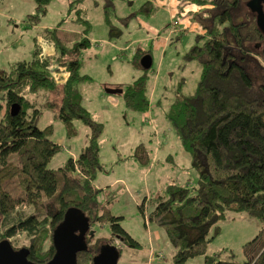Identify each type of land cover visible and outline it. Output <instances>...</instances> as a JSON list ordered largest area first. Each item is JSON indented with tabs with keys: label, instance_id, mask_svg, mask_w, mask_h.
<instances>
[{
	"label": "trees",
	"instance_id": "1",
	"mask_svg": "<svg viewBox=\"0 0 264 264\" xmlns=\"http://www.w3.org/2000/svg\"><path fill=\"white\" fill-rule=\"evenodd\" d=\"M188 1L202 6L194 20L204 33L186 58L198 61L203 71L196 92L178 98L167 118L192 155L199 181L194 190L169 184L155 198L148 218L166 232L176 249L172 264H187L197 256L204 257L203 264H264V35L248 8L251 0ZM36 2L40 12L51 0ZM78 2L73 1L69 11H75L85 27L81 37L69 42L59 37L57 29L42 36L54 44L56 61L69 73L65 82L56 80L50 59L37 44L31 60L16 62L8 71L0 69V242L9 239L15 249L27 247L29 260L36 264L55 256L54 233L71 207L81 209L91 226L77 264H94L104 245L120 246V257L123 247L141 248L122 226L123 217L110 210L112 188L95 185L97 172L103 169L104 125L82 103L81 87L92 80L81 73L80 54L92 46L88 38L92 24L77 9ZM111 10L108 5L106 19L113 31L118 27ZM33 18L38 20V15ZM149 53L140 49L135 67L142 68L140 60ZM149 78L145 70L123 88L127 108L149 109ZM29 95L42 98L29 101ZM16 104L21 110L13 116ZM44 110L56 112L69 137L77 135L76 119L90 129L89 145L57 170L48 165L61 145L51 139L52 125L38 127ZM147 155L140 145L135 157L148 164ZM101 194L107 195L106 201L100 200ZM229 213H245L261 223L256 237L244 245L243 261L236 260L232 250L207 254ZM96 225H110L111 235L98 237ZM20 235L28 237L27 245H18Z\"/></svg>",
	"mask_w": 264,
	"mask_h": 264
},
{
	"label": "rangeland",
	"instance_id": "2",
	"mask_svg": "<svg viewBox=\"0 0 264 264\" xmlns=\"http://www.w3.org/2000/svg\"><path fill=\"white\" fill-rule=\"evenodd\" d=\"M72 1L51 0L39 12L36 0H0V69L8 71L16 62L31 60L37 41H42L46 31L57 29L59 37L68 38L69 42L81 37L85 27L77 20L76 12L69 11ZM98 1L99 5L95 6L94 0H85L81 9L92 23L88 34L92 46L80 54L81 73L92 80L81 87L82 103L104 125L100 151L103 169L97 172L95 185L112 187V214L123 217L122 226L141 244L139 250L123 247L118 264H172L176 249L166 232L150 222L148 216L156 206L155 198L169 184L177 183L191 190L198 186L199 173L192 167L193 157L167 118L176 100L193 95L200 82L202 65L186 58L197 43L198 33L189 30L182 34L184 25H177L184 16L179 11L173 15L168 4L159 6L148 0ZM108 5L113 6L111 20L118 27L113 31L106 19ZM153 8V12H148ZM37 15L38 20L33 18ZM165 38L167 42L162 44ZM199 42L203 44L202 40ZM43 48L51 55L47 56L52 74L59 82H65L69 73L56 61L57 53L46 46ZM140 49L151 51L153 59L148 84L150 106L146 112L127 108L122 94L106 93L108 88H126L144 74L143 68L134 65ZM36 98L42 97H28L29 101ZM56 115L53 110H44L38 121L41 129L52 125L51 139L61 145L48 165L54 170L65 166L73 156L79 157L89 145L90 135L84 122L76 119L77 135L69 137L67 128ZM140 145L147 149L148 164L135 157ZM106 199L107 195H100L101 201ZM220 226V234L209 243L207 254L232 250L236 260L243 261L244 245L256 237L261 223L245 213H229ZM95 230L98 237L111 235L110 225H96ZM18 237H22L16 238L19 246L28 244V237ZM133 257L137 260H132ZM203 262L204 257L197 256L187 264Z\"/></svg>",
	"mask_w": 264,
	"mask_h": 264
},
{
	"label": "water",
	"instance_id": "3",
	"mask_svg": "<svg viewBox=\"0 0 264 264\" xmlns=\"http://www.w3.org/2000/svg\"><path fill=\"white\" fill-rule=\"evenodd\" d=\"M248 8L257 16V25L264 35V0H251ZM141 67L148 71L152 68L153 59L151 55H145L140 61ZM122 88H108L106 93L110 95H121ZM21 107L16 104L11 113L17 115ZM91 229L89 219L85 213L77 208L71 207L66 211L62 223L54 233L55 256L46 264H77L78 253L86 248L85 235ZM94 234V231H91ZM120 259L119 247L104 245L94 259V264H118ZM0 264H36L29 260L27 248L15 249L9 239L0 242Z\"/></svg>",
	"mask_w": 264,
	"mask_h": 264
},
{
	"label": "crops",
	"instance_id": "4",
	"mask_svg": "<svg viewBox=\"0 0 264 264\" xmlns=\"http://www.w3.org/2000/svg\"><path fill=\"white\" fill-rule=\"evenodd\" d=\"M73 1H79L77 3V9L78 10L79 9H83L82 7H83V5L85 3V0H73ZM148 1H151V2H154V3H158L159 6H166L167 4L171 5L173 15H175L177 11H179V13L181 12L184 17H183V19L181 20L180 23L178 22L177 26H179V24L184 25V29L181 30L182 34H184L185 31L187 32L189 30H191L192 32H196L197 31L198 35H201V34L204 33L202 27L197 23V21L194 20V14L200 12L203 9L202 6H198L197 4L192 3V2H190L188 0H148ZM151 2H149V3H151ZM94 5L95 6L99 5V1L98 0H94ZM70 8H71V5L69 7V10H70ZM85 10H87V9H85ZM106 14H107V12H106ZM86 16H87V14H86ZM41 40L42 41L40 43L37 41V43H38L37 45L40 46L39 48L41 49L42 55L47 56V55L50 54V53L44 51L43 46H46L49 49V51L52 50L53 53L55 54L56 50H55L54 44L52 42H50V41L45 40L43 37L41 38ZM166 42H167V38H165L163 40L162 44H165ZM49 44H52V45H49ZM146 55H151V51H150L149 54H146ZM49 56H51V55H49ZM135 57H136V55H135ZM152 67H153V65H152ZM108 95H110V94H108ZM111 96H117V95H111ZM110 100L114 101V99H112V97H110ZM114 103H115V105L118 104L117 101H115ZM73 157L76 158V156H73ZM107 187L112 188L111 186H107ZM130 250H137V249H130ZM132 260L136 261L137 259H136V257H133ZM153 262H155V260Z\"/></svg>",
	"mask_w": 264,
	"mask_h": 264
}]
</instances>
